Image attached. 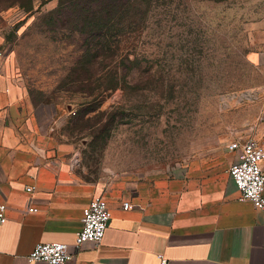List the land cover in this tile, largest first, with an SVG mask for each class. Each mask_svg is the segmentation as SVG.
Wrapping results in <instances>:
<instances>
[{"label":"rangeland","instance_id":"rangeland-1","mask_svg":"<svg viewBox=\"0 0 264 264\" xmlns=\"http://www.w3.org/2000/svg\"><path fill=\"white\" fill-rule=\"evenodd\" d=\"M0 37L87 180L165 173L264 127V0H0Z\"/></svg>","mask_w":264,"mask_h":264},{"label":"crops","instance_id":"crops-1","mask_svg":"<svg viewBox=\"0 0 264 264\" xmlns=\"http://www.w3.org/2000/svg\"><path fill=\"white\" fill-rule=\"evenodd\" d=\"M255 56L264 68V50ZM60 137L57 117L45 122L0 51V264H46L27 257L40 243L73 245L97 196L112 213L105 237L66 264H264V214L241 200L230 143L165 173L103 184L79 174L75 145Z\"/></svg>","mask_w":264,"mask_h":264},{"label":"built area","instance_id":"built-area-1","mask_svg":"<svg viewBox=\"0 0 264 264\" xmlns=\"http://www.w3.org/2000/svg\"><path fill=\"white\" fill-rule=\"evenodd\" d=\"M229 149L237 152L229 168V174L241 194V200L250 201L264 214V133L261 137H248L232 141ZM27 192H32L29 187ZM125 209L129 205H125ZM28 212H37L29 208ZM112 219L107 200L102 196L93 198L83 210V226L76 234L73 245L64 243H40L27 257L30 263L66 264L82 249L85 244L95 247L101 245ZM7 222L6 208L0 207V225ZM161 264L167 260L160 256Z\"/></svg>","mask_w":264,"mask_h":264}]
</instances>
